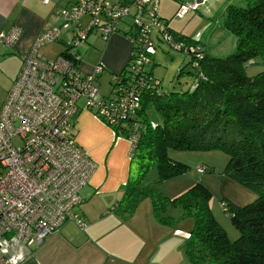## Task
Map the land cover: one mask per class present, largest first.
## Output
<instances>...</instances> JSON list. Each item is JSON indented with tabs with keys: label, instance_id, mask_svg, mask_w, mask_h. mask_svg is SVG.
Segmentation results:
<instances>
[{
	"label": "built area",
	"instance_id": "obj_1",
	"mask_svg": "<svg viewBox=\"0 0 264 264\" xmlns=\"http://www.w3.org/2000/svg\"><path fill=\"white\" fill-rule=\"evenodd\" d=\"M67 1L51 20L43 22L20 55L19 71L0 106V264H11L2 253L7 240L37 246L67 222L85 226L75 209L95 164L76 142L75 116L81 108L113 132L115 126L126 127L130 148L135 144L141 93L145 88L159 92L158 79L149 74V54H154L150 29L171 48L202 58L197 43L172 36L167 21L157 14V0ZM199 7V2L181 3L176 15L183 17ZM84 16L89 17L85 26L81 23ZM91 30H99L105 40L122 30L133 33L128 73L123 75L128 80L119 73L112 75L111 97L98 96L94 81L101 73L99 64L92 73L79 67V45ZM20 32L18 26L0 32V44L12 47ZM52 43L63 50L49 59L39 50ZM198 63L192 65L197 79H203ZM198 172L204 173L205 167H198Z\"/></svg>",
	"mask_w": 264,
	"mask_h": 264
},
{
	"label": "trees",
	"instance_id": "obj_2",
	"mask_svg": "<svg viewBox=\"0 0 264 264\" xmlns=\"http://www.w3.org/2000/svg\"><path fill=\"white\" fill-rule=\"evenodd\" d=\"M245 1L244 7L225 9L223 27L236 37L234 53L225 58L205 53L198 63L203 79H197L192 89L164 93L145 88L141 93L135 118L140 127L129 152L128 179L112 208L126 219L148 197L155 219L174 225L167 211L180 207L183 217L194 220L183 246L191 264H264V71L245 73L251 59L264 64V0ZM169 31L176 40H189ZM121 33L128 39L133 36L129 30ZM128 65L119 73L122 79ZM149 109L158 113L159 120L148 117ZM113 128L116 137L130 138L128 128ZM169 151L221 152L227 160L220 174L255 193L256 199L245 206L221 200L237 230L235 239L230 240L212 216L208 205L212 193L203 183L196 182L173 199L160 195L155 184L144 183L151 167L157 171L156 182L187 172Z\"/></svg>",
	"mask_w": 264,
	"mask_h": 264
},
{
	"label": "crops",
	"instance_id": "obj_3",
	"mask_svg": "<svg viewBox=\"0 0 264 264\" xmlns=\"http://www.w3.org/2000/svg\"><path fill=\"white\" fill-rule=\"evenodd\" d=\"M68 4L67 0H48L47 3L44 0H0V32L12 26L21 30L15 44L7 47L19 59L10 86L21 65L20 55L30 47L43 22L51 20L57 10ZM104 49V54L113 52L114 56L108 59L102 55L103 60L99 61L103 69L113 75L120 73L130 58V39L121 32L114 33ZM79 67L84 73L93 71V65L87 61L81 63L80 60ZM74 130L77 144L95 164L89 183L79 192L81 203L75 209L85 226L67 222L37 246L7 240L2 244L5 258L11 264H190L182 250L188 234L182 241L162 238L153 242L148 233L152 225L140 224L143 220L129 223L127 218L122 219L112 211L121 199L122 187L129 175V141L116 137L110 127L81 108L75 116ZM219 180L226 200L245 206L256 199L254 193L228 177L221 176ZM232 235L236 238L238 233Z\"/></svg>",
	"mask_w": 264,
	"mask_h": 264
},
{
	"label": "rangeland",
	"instance_id": "obj_4",
	"mask_svg": "<svg viewBox=\"0 0 264 264\" xmlns=\"http://www.w3.org/2000/svg\"><path fill=\"white\" fill-rule=\"evenodd\" d=\"M184 2H199L200 7L196 11H190L183 17H177L179 5ZM228 5L244 7L246 1L157 0V14L159 17L164 18L162 20L167 21L170 30L181 36L188 37L189 40L186 42L197 43L201 47L202 57L206 53L212 57L225 58L234 53L236 48V37L223 27L225 9ZM88 21L89 17L84 16L81 23L85 26ZM126 22L130 24L131 19L127 18ZM150 36L154 44V54L151 57L149 68H151L153 78L159 81L158 91L168 93L170 91L192 89L197 82V70L192 64L196 61L199 62L201 58L197 59L195 54L192 56L171 48L166 41L160 39L161 36L158 35L154 28L150 29ZM87 39V42L83 41L79 45L81 63H85L86 61L91 63L93 71L97 64L100 65L101 73L94 81L98 89V96L110 95L112 88L110 82L113 74L107 69L104 70L103 64L99 60H103L102 55L108 59H112L114 53L108 52L104 54L105 43L108 40H105L100 35L99 30H91ZM2 47L4 46L0 44V106L6 97L12 74L16 72L19 60L12 50ZM62 50L63 48L58 43H52L41 48L39 51L47 58L52 59ZM261 71H264V64L258 58L251 59L245 65V73L248 76H253ZM147 114L153 121L159 120V115L154 109H149ZM169 156L171 159L185 164L187 172L161 182H156L158 181L157 171L154 167H151L147 171L144 183L155 184L159 194L170 199L180 196L196 182L203 183L212 193V197L208 203L212 216L223 229L226 236L230 240H233L235 237L232 234H237V230L232 225L221 205L224 204L221 200L226 199L222 195L219 180L221 176L225 177L220 173L226 163L227 157L221 152L178 151H169ZM135 166L134 163L133 170ZM203 166L207 167V170L204 173L198 172V167ZM167 214L172 217L174 225H164L155 219L152 213L151 200L147 197L138 204L135 213L129 216L126 221L136 223V221L143 220L140 224L147 227L152 225L148 233L153 242H157L158 239L162 238L182 241L183 236L186 238L189 230L194 227V220L191 217H183L180 207H171L168 209ZM182 250L184 251L183 247Z\"/></svg>",
	"mask_w": 264,
	"mask_h": 264
}]
</instances>
